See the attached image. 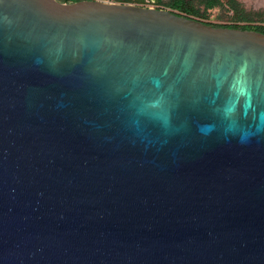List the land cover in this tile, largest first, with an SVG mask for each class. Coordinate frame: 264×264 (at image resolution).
Instances as JSON below:
<instances>
[{
	"label": "water",
	"instance_id": "obj_1",
	"mask_svg": "<svg viewBox=\"0 0 264 264\" xmlns=\"http://www.w3.org/2000/svg\"><path fill=\"white\" fill-rule=\"evenodd\" d=\"M0 264H264V33L0 0Z\"/></svg>",
	"mask_w": 264,
	"mask_h": 264
},
{
	"label": "rangeland",
	"instance_id": "obj_2",
	"mask_svg": "<svg viewBox=\"0 0 264 264\" xmlns=\"http://www.w3.org/2000/svg\"><path fill=\"white\" fill-rule=\"evenodd\" d=\"M137 2L143 0H135ZM160 5L169 10L188 15L211 25H249L252 27L264 25V0H234L238 12L233 10L228 0H219V3L212 7L206 8L204 0H184V12L172 7V0H158ZM129 3V1H125ZM247 13V20L239 19ZM260 13L259 15L257 14Z\"/></svg>",
	"mask_w": 264,
	"mask_h": 264
},
{
	"label": "trees",
	"instance_id": "obj_3",
	"mask_svg": "<svg viewBox=\"0 0 264 264\" xmlns=\"http://www.w3.org/2000/svg\"><path fill=\"white\" fill-rule=\"evenodd\" d=\"M57 1L63 2V3H71V2L78 1V0H57ZM203 2L205 4L206 8H212L219 3V0H204ZM228 3L233 10L238 12L237 5L235 4L234 0H228ZM172 7L176 10L184 12V9H185L184 0H172ZM257 14L259 15L260 13L257 12ZM246 16H248L247 13L243 12V15L239 16V19L247 20ZM214 26H223V27L240 28V29H252V30H256V31L264 33V25L263 26H256V27H252L249 25L239 26V25H235V24H232V25H214Z\"/></svg>",
	"mask_w": 264,
	"mask_h": 264
},
{
	"label": "built area",
	"instance_id": "obj_4",
	"mask_svg": "<svg viewBox=\"0 0 264 264\" xmlns=\"http://www.w3.org/2000/svg\"><path fill=\"white\" fill-rule=\"evenodd\" d=\"M102 1L111 2L110 0H102ZM128 1L129 3L138 4L140 6H144L148 8L163 9V7L160 5L158 0H143L140 2H137L135 0H128Z\"/></svg>",
	"mask_w": 264,
	"mask_h": 264
},
{
	"label": "crops",
	"instance_id": "obj_5",
	"mask_svg": "<svg viewBox=\"0 0 264 264\" xmlns=\"http://www.w3.org/2000/svg\"><path fill=\"white\" fill-rule=\"evenodd\" d=\"M111 2H116V3H120V2H125L127 0H110Z\"/></svg>",
	"mask_w": 264,
	"mask_h": 264
}]
</instances>
